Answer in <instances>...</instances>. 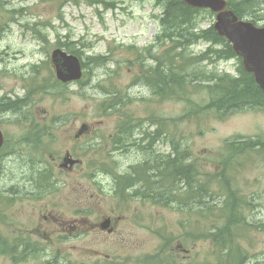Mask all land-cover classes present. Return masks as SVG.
<instances>
[{"label": "rangeland", "instance_id": "1", "mask_svg": "<svg viewBox=\"0 0 264 264\" xmlns=\"http://www.w3.org/2000/svg\"><path fill=\"white\" fill-rule=\"evenodd\" d=\"M101 1L104 2L0 0V104L21 99L18 100L20 110H0V125L6 137V148L0 151L3 157L0 179L3 183L12 179L22 180L24 169L37 165L41 159L55 163L56 153L72 145L79 152L83 148L90 161L95 162L107 128L114 131L112 126L114 119L118 117L147 116L151 112L157 118L168 117L166 150H171V139L182 142L190 149L192 159L196 161L202 176L213 169L211 160L216 163L220 160L226 139L239 136L264 137V111H234L224 119L219 118L212 108H205V111H210L208 113L195 114L198 108L196 102L203 96L201 92L208 95L199 82L192 84L191 101L168 99V94L166 97L154 95L151 103L134 100L135 95H152L143 85L137 87L134 79L137 70L143 72L142 77L145 73L149 75L146 68L150 52L148 49L153 46L157 32H161V8L155 0ZM197 20L199 27L203 28L214 22L212 15L206 13H202ZM157 43L160 45L161 42ZM67 44L80 50L79 57L85 63V68L80 83L63 87L57 85L51 53ZM161 46L164 49L168 47V41ZM205 47L206 42H197L191 46L190 54H200ZM98 55L106 56L103 64L89 60V57ZM166 63L168 64V57ZM237 65L238 60L232 58L221 60L215 66L209 63L206 68L234 74ZM164 73L167 74L166 71ZM162 74L160 73L161 76ZM165 90L168 93V85ZM156 93L159 94L158 91ZM127 95L132 100L128 101ZM84 122L92 126V135L82 136L79 141L74 138V133L78 132ZM40 130L50 131L51 135L30 138ZM100 153L107 155L106 148ZM246 153L233 157L235 165L237 158ZM120 156L118 152L111 159L118 162L120 160L123 166L131 161ZM242 161L247 164L235 171V181L252 203L246 210L248 220L245 226L248 230L244 246L249 249L248 255L252 257L254 264H264V159L253 153L242 158ZM221 170L222 165L218 167L217 174ZM71 182L72 190L78 196L76 208L82 213H91L90 220H85L88 227L87 221H97L96 212H100L105 206L111 207L107 203L109 193L105 192L98 204L96 195L101 192L90 188L87 177L78 179L74 175L69 178V183ZM49 190L55 191L52 188ZM7 196L5 188L0 187L1 212L6 211ZM19 197L26 195L19 193L17 198ZM219 197L220 195H216L206 200L219 204ZM58 198L56 196L50 199L57 201ZM164 200L165 197L162 202ZM31 210V205L27 204L19 208L18 212L28 214ZM151 212L150 229L146 226L147 221L145 228L126 223L117 235L104 239L83 234L62 244V250L71 249L72 259L96 262L99 256L95 250L100 249V243H108L107 246H102V250L103 254H109V260H121L124 264H147L148 257L153 254L149 260L153 264H168V246L166 251L164 246L160 247L161 241L155 232L166 231L170 232L171 245L176 251L174 264H186L183 260L191 257L210 256L214 248L212 236L211 241L202 238L196 244L193 241L186 244L183 228L180 226L187 218L185 213L168 206H158L151 209ZM195 216L191 215L190 218ZM157 247L160 248L156 249ZM147 253L150 254L142 256ZM83 255L85 257H81ZM1 256L4 257V254L0 252ZM30 259L31 264L36 263L35 258ZM242 259L245 262L244 256ZM0 264H5V259H0Z\"/></svg>", "mask_w": 264, "mask_h": 264}, {"label": "flooded vegetation", "instance_id": "2", "mask_svg": "<svg viewBox=\"0 0 264 264\" xmlns=\"http://www.w3.org/2000/svg\"><path fill=\"white\" fill-rule=\"evenodd\" d=\"M60 83L58 81L57 85H70ZM135 84L154 92L155 81L153 83L151 77L148 80L139 77ZM114 121L112 129L115 130L111 132L107 128L100 145V152L106 148L107 155L99 152L95 162L90 161L83 148L79 152L72 145L56 153L53 164L41 159L37 165L25 168L22 180L3 183L0 179V187L8 193L6 211H0V252L4 254L0 259H5V264H31L30 258L36 259L32 264H124L121 260H109V254H103L102 246L108 243H100V249L95 250L99 256L96 262L72 259L71 249L62 250V244L71 238L90 234L106 239L119 234L126 223L145 228L147 221L146 226L150 229L151 209L161 205L164 191L168 192V187L164 191L156 190L162 181L164 160H168V117L152 115L142 119L133 117L132 120L131 117H118ZM83 124L74 133V138L79 141L82 136L92 135V127L88 125L82 131ZM37 132L30 138L51 135L50 131ZM118 152L120 157L131 161L125 166L120 160L118 166L110 163L111 156ZM1 166L0 163V171ZM74 175L78 179L87 177L90 188L100 190L101 194L96 195L98 204L104 193H109L107 203L111 207L105 206L96 212L97 221H87L88 227L85 220H90L91 213H82L76 208L78 196L72 190V182L69 183V178ZM19 193L26 197L17 198ZM56 196L59 197L57 201L50 199ZM27 204L32 210L28 214L19 213V208Z\"/></svg>", "mask_w": 264, "mask_h": 264}, {"label": "trees", "instance_id": "3", "mask_svg": "<svg viewBox=\"0 0 264 264\" xmlns=\"http://www.w3.org/2000/svg\"><path fill=\"white\" fill-rule=\"evenodd\" d=\"M99 1L101 0H89ZM162 8L160 15L161 32L158 38L168 37V50L159 58L157 91L168 99L180 98L191 101L190 89L194 82L206 83L203 88L202 99L196 102L198 107L195 114H205V108L214 109L216 114L224 118L229 113L241 110H251L255 107L264 109V92L257 84L252 73L245 70L240 63L237 74L210 70L208 64L214 66L221 60L236 58L232 45L227 39L218 34L213 24L208 27H199L198 20L202 13L211 16L204 9L194 8L182 0H156ZM230 7L237 15L248 16L255 23H264V12L257 13L260 0H229ZM202 19V18H201ZM206 42L204 51L200 54H190L191 46L197 42ZM80 42V41H79ZM68 44H73L68 42ZM65 45L64 48L77 56L80 50L76 46ZM168 55V67H165V58ZM240 60L241 58L238 57ZM94 63L102 64L105 57L98 55L89 57ZM99 61H102L99 63ZM167 72L168 76H166ZM168 85V93L165 87ZM182 95V97H181ZM18 111L21 109L19 101H9L0 104V110ZM234 114V113H233ZM261 144V146H258ZM221 158L216 163L222 165L219 174L205 173V181L193 159L190 149L180 141L171 139V150L168 152V206L187 215L185 221L180 223L184 229L186 244L204 238L211 241L214 248L210 256L191 257L183 260L186 264H245L249 258V249L244 246V238L248 227L246 210L252 203L233 182L232 171L240 170L247 164L242 158L253 153L264 159V146L260 140L233 141L226 139L223 144ZM6 148L4 146L3 150ZM248 152V153H246ZM237 158L235 165L234 159ZM235 157V158H233ZM1 163V158H0ZM204 193L202 200V194ZM220 195L219 204H214L206 198ZM191 215H196L191 219ZM185 246V245H184ZM174 247L171 245L170 232H168V264H174ZM245 257V262L242 257Z\"/></svg>", "mask_w": 264, "mask_h": 264}, {"label": "water", "instance_id": "4", "mask_svg": "<svg viewBox=\"0 0 264 264\" xmlns=\"http://www.w3.org/2000/svg\"><path fill=\"white\" fill-rule=\"evenodd\" d=\"M183 1L195 8H208L216 14L214 28L231 43L234 52L242 58L245 69L254 74L256 81L264 89V26L240 18L226 8V0ZM52 57L60 80L69 82L82 77V63L76 55L58 48ZM3 143L4 134L0 128V147Z\"/></svg>", "mask_w": 264, "mask_h": 264}, {"label": "bare ground", "instance_id": "5", "mask_svg": "<svg viewBox=\"0 0 264 264\" xmlns=\"http://www.w3.org/2000/svg\"><path fill=\"white\" fill-rule=\"evenodd\" d=\"M226 2H227V9H230V10H232L235 14H236V12L230 7V5H229V0H226ZM204 10H206V11H208V12H210V14L212 15V17L215 19V17H216V14L214 13V12H212L210 9H208V8H205ZM262 12H264V0H260V5H259V10H258V12L257 13H262ZM237 15V14H236ZM239 16V15H238ZM240 17V16H239ZM240 18H248V16H241ZM238 60V59H237ZM239 66H240V62H239V60H238V65H237V67H236V74L238 73V68H239ZM202 82V81H201ZM200 82V84H203V85H205L206 83H201ZM156 93V91L154 90V94ZM236 138H241L240 140H242V141H246L247 140V138L249 139V140H260L261 142H262V146H264V138L263 137H259V136H247V137H242V136H239V137H231V138H228L229 140H234V139H236ZM258 146H261V144H258L257 145V147ZM192 160L193 159H191V158H189V161L190 162H192ZM165 162V161H164ZM218 165H216V166H214L213 167V169L210 171V172H208L209 173V175L211 176V175H216L217 174V169H218ZM206 176H208V175H204L203 176V180L205 181V178H206ZM160 177L162 178V181H161V184H158V186L156 187V190L157 191H159V190H165V187L167 188L168 187V163L167 164H165L164 163V167H163V169H162V171H161V175H160ZM203 196H204V193L202 194V200H203V202H205V200L203 199ZM164 197L166 198V199H168V192H166V191H164ZM208 200V199H207ZM245 264H254L253 263V260H252V257H249L247 260H246V262H245Z\"/></svg>", "mask_w": 264, "mask_h": 264}]
</instances>
